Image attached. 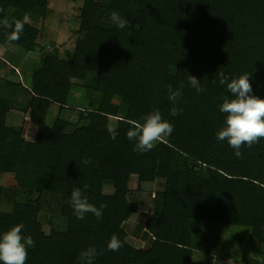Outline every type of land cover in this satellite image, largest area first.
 <instances>
[{"label": "trees", "instance_id": "1", "mask_svg": "<svg viewBox=\"0 0 264 264\" xmlns=\"http://www.w3.org/2000/svg\"><path fill=\"white\" fill-rule=\"evenodd\" d=\"M48 2L0 0V50L12 44L27 54L35 52L36 28L25 23L20 39L9 41L11 30L3 21L22 20L25 13L44 15ZM113 11L130 26L98 24L100 12L110 20ZM79 25L70 58L61 57L58 49H42V63L33 73L22 68L18 80L0 76V171L13 174L16 182L14 187L0 185V204L13 206L0 211V235L24 225L22 234L35 241L26 264H80V253L89 246L103 251L94 264H192L199 250L193 224H218L249 229L238 264H264V138L242 147L238 158L215 135L225 121L221 97H231L219 83V70L230 79L249 74L253 94L264 99V0H84ZM17 60L22 64L21 57ZM189 75L200 80L204 92L189 85ZM181 82L186 86L176 106L183 112L173 117L167 87L178 88ZM75 87L87 98L75 108L78 121L71 123L62 114L70 109ZM35 98L46 101V110H59L54 123L44 122L28 141L8 117L27 114ZM154 108L174 131L151 151L137 153L126 135L128 121L143 122ZM86 159L91 163L85 164ZM133 176L138 190L164 181L154 193L152 216L136 231L148 242L145 248L130 245L124 228L141 210L130 199ZM77 187L97 208L107 205L102 218L86 213L77 219L66 202ZM20 193L26 194L23 202ZM50 200L58 203L67 228L47 234L40 218ZM113 234L123 245L119 251L107 250Z\"/></svg>", "mask_w": 264, "mask_h": 264}, {"label": "rangeland", "instance_id": "2", "mask_svg": "<svg viewBox=\"0 0 264 264\" xmlns=\"http://www.w3.org/2000/svg\"><path fill=\"white\" fill-rule=\"evenodd\" d=\"M83 1L49 0L44 15L36 18L29 16L27 23L39 32V48L35 52L27 54L12 44H6L0 50V61L2 62V64L0 62V76L18 80L16 75L22 68L26 69L29 73H33L42 63V49H46L48 52H54V50L58 49L61 57L70 58L78 39ZM97 22L100 26L104 27L112 25V22L107 19L105 12L99 13ZM9 57L15 58L9 65L5 66L3 63ZM19 57L22 58V64L17 60ZM151 66L156 68L157 63L153 61L151 62ZM14 68L18 69V71ZM85 95L81 87H75L71 92L68 102L70 109L62 114L71 123L78 121V111L75 108L83 107L87 98ZM91 97L92 94L90 93L88 98L90 99ZM119 102V98L114 100L116 104H119ZM35 103L36 106L30 108L29 113L12 112L8 117V124L21 127L28 141L35 139L39 128L44 122L51 126L59 110L58 106L46 110L47 103L43 100H36ZM115 112L113 110L112 114H115ZM163 115L166 117V114ZM110 120L111 125L116 127V119L111 117ZM0 185L5 187L16 186L14 175L11 173H1L0 171ZM163 187L164 181L161 180L155 185L145 186L143 190H138L137 177L133 176L129 181L130 199L131 201L139 202L141 209L139 213L133 215L124 225L127 232V242L135 248H145L148 246V242L141 240L142 233L137 235L136 231L138 227H144L148 217L152 216L154 193L162 190ZM106 192L111 193L110 189ZM25 200L26 194L20 193L18 201L23 202ZM12 208V205L0 204V211L2 212H9ZM40 219L47 234L52 229L64 231L67 228V221L59 214L58 203L54 200L48 201ZM192 230L195 246L199 249L195 252L192 264H212L213 254L211 251L215 252L220 264H227V260L230 258L233 259L234 264H238L247 247L250 236V231L247 228L221 226L218 224L197 223L193 224ZM252 255L258 259L261 258L256 251H253Z\"/></svg>", "mask_w": 264, "mask_h": 264}, {"label": "clouds", "instance_id": "3", "mask_svg": "<svg viewBox=\"0 0 264 264\" xmlns=\"http://www.w3.org/2000/svg\"><path fill=\"white\" fill-rule=\"evenodd\" d=\"M3 9H0L2 12ZM111 22L120 29L130 26V21L123 18L119 13L113 11L109 17ZM29 21V15L24 14L23 19H16L9 23L7 19L3 24L10 29L7 35L9 41L20 39L23 33L24 25ZM220 77L219 83L226 85L227 91L231 97L225 95L221 99L223 103L219 106V111L225 114L224 126L216 132L218 141H227L228 145L234 150V154L238 158H242L241 148L245 145L251 148L254 144L264 138V99L253 94L252 84L250 83V75L245 73L238 78L230 79L223 71L218 72ZM215 82V81H213ZM189 85L196 90L197 93L205 91L201 87L200 80L189 75ZM186 85L181 82L178 88L168 85L167 99L173 104L170 114L175 117L183 112V109L176 106L178 100L183 96V88ZM141 120H129L130 128L126 135L129 141H134L133 151L137 153H146L151 151L156 143L166 136H170L174 131V126L163 118L159 109H153L150 113L144 115ZM110 134L112 129L109 128ZM85 164H90L91 159H86ZM87 186H85V189ZM72 209L77 219H84L86 213L94 214L98 219L103 216V209L107 207L102 203L99 208L89 203L88 198L84 195L80 188H74L70 199L66 201ZM24 225L18 224L11 227L0 235V262L2 264H26L28 258V250L35 247V241L31 235L24 236L22 234ZM122 243L118 235L113 234L107 244L108 251H119ZM103 251L97 250L95 246H89L80 253V264H94L97 255H102ZM212 264H220L215 253L212 255ZM227 264H234L233 259L227 260Z\"/></svg>", "mask_w": 264, "mask_h": 264}, {"label": "crops", "instance_id": "4", "mask_svg": "<svg viewBox=\"0 0 264 264\" xmlns=\"http://www.w3.org/2000/svg\"><path fill=\"white\" fill-rule=\"evenodd\" d=\"M36 100H42V99H40V98H39V99H38V98H35L34 103H33V106H32L31 108H34V107L36 106V103H35ZM28 113H29V112H28Z\"/></svg>", "mask_w": 264, "mask_h": 264}]
</instances>
